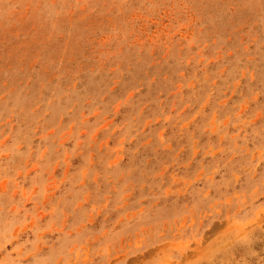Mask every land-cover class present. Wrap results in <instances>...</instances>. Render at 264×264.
<instances>
[{
	"label": "rangeland",
	"instance_id": "obj_1",
	"mask_svg": "<svg viewBox=\"0 0 264 264\" xmlns=\"http://www.w3.org/2000/svg\"><path fill=\"white\" fill-rule=\"evenodd\" d=\"M0 264H264V0H0Z\"/></svg>",
	"mask_w": 264,
	"mask_h": 264
}]
</instances>
